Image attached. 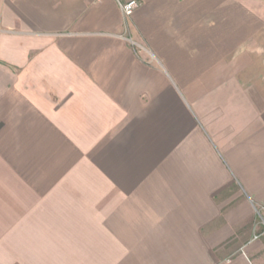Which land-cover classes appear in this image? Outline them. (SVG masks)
<instances>
[{"label": "crops", "instance_id": "obj_1", "mask_svg": "<svg viewBox=\"0 0 264 264\" xmlns=\"http://www.w3.org/2000/svg\"><path fill=\"white\" fill-rule=\"evenodd\" d=\"M0 0V264H264V0Z\"/></svg>", "mask_w": 264, "mask_h": 264}, {"label": "built area", "instance_id": "obj_2", "mask_svg": "<svg viewBox=\"0 0 264 264\" xmlns=\"http://www.w3.org/2000/svg\"><path fill=\"white\" fill-rule=\"evenodd\" d=\"M124 18H130L139 8L138 0H115Z\"/></svg>", "mask_w": 264, "mask_h": 264}]
</instances>
